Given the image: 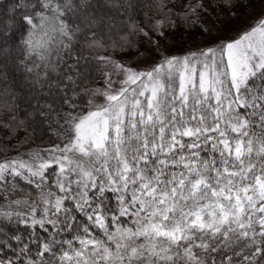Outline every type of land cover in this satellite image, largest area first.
Wrapping results in <instances>:
<instances>
[{
	"label": "snow or ice",
	"instance_id": "snow-or-ice-1",
	"mask_svg": "<svg viewBox=\"0 0 264 264\" xmlns=\"http://www.w3.org/2000/svg\"><path fill=\"white\" fill-rule=\"evenodd\" d=\"M148 2L158 18L129 15L125 30L157 47L180 25L211 35L203 18L242 6ZM98 8L93 0H36L20 21L28 54L42 62L33 67L51 75L62 48L107 44ZM210 43L183 58L162 54L148 71L118 64L120 86L108 76L109 91L97 93L105 103L68 114L64 145L0 162L5 190L21 181L38 189L37 199L0 211V264H37L30 245L36 257L59 253L58 264H264V13L236 38Z\"/></svg>",
	"mask_w": 264,
	"mask_h": 264
},
{
	"label": "trees",
	"instance_id": "trees-1",
	"mask_svg": "<svg viewBox=\"0 0 264 264\" xmlns=\"http://www.w3.org/2000/svg\"><path fill=\"white\" fill-rule=\"evenodd\" d=\"M35 2L36 0H0V38L6 37L11 45L9 53H0V162L18 160L25 153L28 156L43 154L47 157L55 146L64 145L67 142V129L63 125L68 114H85L89 108L90 88L102 85L99 55L111 58L136 55L145 42L155 41V38L149 41L139 32L128 35L125 30L129 15L137 18L138 13V19L143 21L158 18L156 11L150 10L148 0H134L138 7L129 8L127 13L123 9L119 12L115 9L109 11L105 8L106 0H93L94 7L99 5L97 14L103 18V27L98 31L103 33L108 43L101 47H89L81 40L78 46L62 48L55 71H51V75H45L49 69L33 67L34 64L42 62L28 54L23 43L27 29H22L20 25L23 16L32 14V5ZM175 2L179 6L180 0ZM245 3L246 0H242L241 7ZM171 31L180 33L181 44L186 42L187 34H201L185 25L169 29L167 34ZM113 41L118 46H113ZM30 67L33 68L32 72L28 71ZM73 104L76 105L75 109ZM20 183L22 187H17L15 191H8L0 186V196L7 197L0 199V211H11L12 200L24 201L29 196L32 199L38 198L34 195L38 189L24 184L23 181ZM17 192L21 195H17ZM83 222L81 219L80 223ZM4 223L7 225L8 221L5 220ZM4 230L9 231L7 227ZM10 230L17 235L25 234L22 224L12 223ZM27 231L32 232L33 229L29 228ZM30 247V255L36 258L37 264L41 261L43 264H58L59 253L55 259L50 255L36 257V246ZM8 254L11 255L10 252ZM24 259L26 264H30L28 257Z\"/></svg>",
	"mask_w": 264,
	"mask_h": 264
},
{
	"label": "rangeland",
	"instance_id": "rangeland-1",
	"mask_svg": "<svg viewBox=\"0 0 264 264\" xmlns=\"http://www.w3.org/2000/svg\"><path fill=\"white\" fill-rule=\"evenodd\" d=\"M264 13V4L260 0H246L243 7L235 9V15L224 11L213 13L212 19L203 18L206 26L211 30V35L207 32L198 35L187 34L186 42L181 44L180 33L171 31L167 36L160 40L159 46L155 42H145L136 55H122L116 58L99 55V61L102 68V85H96L90 88L88 111L94 110L97 105L105 103L103 95L109 91L108 76H111L115 87L120 86V80L124 78L123 73L117 68L118 64L125 65L136 71H148L160 60L161 55H170L183 58L186 54L197 52L212 43H219L229 39L236 38L241 32L248 29L251 25L257 23L259 14ZM219 16V20H217ZM7 38H0V53L6 54L11 50L10 42ZM34 155L23 154L20 159H32Z\"/></svg>",
	"mask_w": 264,
	"mask_h": 264
}]
</instances>
